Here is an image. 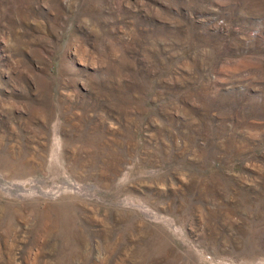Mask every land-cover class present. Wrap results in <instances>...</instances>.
<instances>
[{"label":"rangeland","instance_id":"obj_1","mask_svg":"<svg viewBox=\"0 0 264 264\" xmlns=\"http://www.w3.org/2000/svg\"><path fill=\"white\" fill-rule=\"evenodd\" d=\"M0 264H264V0H0Z\"/></svg>","mask_w":264,"mask_h":264}]
</instances>
